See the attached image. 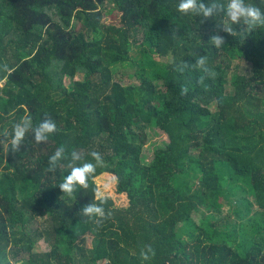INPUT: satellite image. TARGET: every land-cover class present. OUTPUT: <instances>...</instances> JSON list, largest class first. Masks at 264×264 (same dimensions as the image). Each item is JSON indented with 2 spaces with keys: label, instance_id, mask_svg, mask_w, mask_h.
I'll use <instances>...</instances> for the list:
<instances>
[{
  "label": "trees",
  "instance_id": "obj_1",
  "mask_svg": "<svg viewBox=\"0 0 264 264\" xmlns=\"http://www.w3.org/2000/svg\"><path fill=\"white\" fill-rule=\"evenodd\" d=\"M179 2L0 0V264H264V27L231 36L223 12L205 20ZM120 66L139 83L116 79ZM46 116L47 142L29 132L8 151L17 122ZM148 128L168 138L150 162ZM61 145L76 166L103 157L71 196L69 160L48 171ZM97 193L110 213L99 227L80 211Z\"/></svg>",
  "mask_w": 264,
  "mask_h": 264
},
{
  "label": "clouds",
  "instance_id": "obj_2",
  "mask_svg": "<svg viewBox=\"0 0 264 264\" xmlns=\"http://www.w3.org/2000/svg\"><path fill=\"white\" fill-rule=\"evenodd\" d=\"M177 11L181 14H192L194 16L202 17L203 19L212 18L214 15L223 12L226 19L230 24L221 28V31L233 36L232 24L243 23L249 29H255L257 27H264V11L260 7L253 4H246L245 0H227V5L223 3H217L213 0L212 3H205L203 0H180ZM209 41L214 47H221L225 44V37L219 33L210 37ZM205 72H210L207 68L206 57H200L196 62ZM3 70L11 74V69L7 65L3 66ZM56 131V123L47 116L40 121V123L33 127L30 117H24L17 122L10 134L6 133L5 136L10 135L8 140V151L17 153L24 145L23 141L29 132L32 134L33 141L36 144L47 142L49 136ZM89 155L94 162H85L79 166H76V162L82 159L79 152L73 150L69 156L66 155V150L63 145L56 148L54 153L48 159V171L53 172L58 167L60 161L68 159L69 163L67 167L70 169L69 173L64 177L63 182L59 184V189L63 194L71 196L76 192L77 188L87 189L89 187L88 178L95 173L98 166L103 164V157L98 151H91ZM97 203H88L82 207L81 214L84 217L93 219L98 227L104 219L110 215L106 214L103 204L106 202V198H102L97 193ZM155 255L154 249L151 245H145L140 251L141 260H148Z\"/></svg>",
  "mask_w": 264,
  "mask_h": 264
},
{
  "label": "rangeland",
  "instance_id": "obj_3",
  "mask_svg": "<svg viewBox=\"0 0 264 264\" xmlns=\"http://www.w3.org/2000/svg\"><path fill=\"white\" fill-rule=\"evenodd\" d=\"M117 19H118V14L113 13V15L106 16L104 20L107 23H116ZM139 43H140V41H139ZM140 50H142V47H139V46L135 47V49L132 51L131 55L133 57H138V56L141 57ZM153 58L158 62H166L167 61V58L156 56V55L153 56ZM119 72L121 74H117L116 79L120 80L121 82H123L125 84L126 83H129V84H138L139 83V81L136 77H132V76L130 77V74L134 72V70L131 69V67L120 66ZM122 74H124V75H122ZM66 82H67V84H69L68 80H66ZM1 85H2V83H0V86ZM147 138H148V142H147L144 149H145L146 161L150 162L152 157H153V150L156 147H164L168 142V138L162 131H160L157 128H155V129L148 128ZM109 181H110V176L105 175L104 177H101L100 180H98V185H106L107 184L108 189L111 190L115 184L113 182L110 184ZM242 186L245 187V185L243 183H242ZM110 194H112V191H110ZM118 204H125V202L121 199V200H119ZM16 264H20V263H16Z\"/></svg>",
  "mask_w": 264,
  "mask_h": 264
}]
</instances>
